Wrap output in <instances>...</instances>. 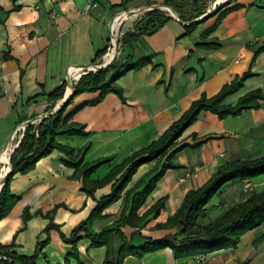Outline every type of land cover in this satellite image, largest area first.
I'll return each instance as SVG.
<instances>
[{
  "label": "crops",
  "instance_id": "crops-1",
  "mask_svg": "<svg viewBox=\"0 0 264 264\" xmlns=\"http://www.w3.org/2000/svg\"><path fill=\"white\" fill-rule=\"evenodd\" d=\"M166 1L0 0V162L8 159L11 146L5 148L22 124L35 120L33 126L60 108L75 82L71 74L93 72L95 66L110 62L108 53L96 61L95 54L106 46L117 14H131L119 30L125 21L141 20L145 10ZM184 1L178 0L177 6ZM214 2L198 0L199 5L205 3L200 13L205 12L196 20ZM89 4L96 7L86 10ZM217 8L206 19L194 20L196 25L188 33L192 22L180 20L172 11L175 17L169 13L168 21L156 32L125 45L121 62L130 55L132 63L145 59L147 63L114 83L120 95L109 93L99 100L100 92H95L73 98L63 116L83 106L67 121L83 133L56 138L70 155L53 151L27 174L13 176L9 193L16 203L0 220V246L18 257L36 253L34 264H105V247H92L85 234L113 230L125 206L124 193L142 192L162 165L169 167L136 212L141 220L120 229L134 247L176 235L177 228L157 226L172 217L185 196L202 187L219 168L264 158V100L257 101L256 109L222 120L201 112L177 139V148L184 147L169 160L139 167L120 198L101 213L102 218L77 234L74 249L61 239L71 236L122 175L100 188L87 185L85 191L79 170L97 165L88 174V182L102 181L156 141L192 102L201 96L211 98L244 76L240 88L223 105L234 107L252 92L264 94V0H230ZM62 84L63 98L48 101L47 95ZM263 191L264 176L227 183L204 207L198 224L213 223L226 210ZM159 201H163L159 212L149 211ZM129 208L128 204L125 215ZM49 225L53 228L46 231ZM117 244L115 238L113 246ZM122 264H264V222L243 234L233 249L183 257L165 248L142 257L129 255Z\"/></svg>",
  "mask_w": 264,
  "mask_h": 264
},
{
  "label": "trees",
  "instance_id": "trees-1",
  "mask_svg": "<svg viewBox=\"0 0 264 264\" xmlns=\"http://www.w3.org/2000/svg\"><path fill=\"white\" fill-rule=\"evenodd\" d=\"M178 0H167L163 6L170 9L178 15L182 21H188L186 32L196 25L194 20L203 15V5L198 4V0H189L188 4ZM200 1V0H199ZM191 7L194 16L185 17V8ZM168 21L165 15L158 9L147 11L141 20H139L131 32H127L123 37V44L136 41L141 36H147L156 32ZM107 46L95 54V61L100 59L106 52ZM130 55L126 56L123 62L111 64L94 73H87L72 87V96L65 106L61 107L54 115L43 119V122L37 126H27L18 147L10 158L11 173L7 176L5 185L0 192V220L4 218L16 203V198L9 193V183L14 175H24L31 171L37 161L48 156L53 151L63 152L70 155L71 151L63 148L56 143V138L61 136H76L83 132L73 124H67L71 116L80 110L83 106H78L66 116H63L65 109L71 104L73 98L83 93L100 92L99 100L106 94L115 93L120 95V91L115 88L114 83L123 75L132 70L140 69L147 63V60H141L132 63ZM246 76L235 80L222 89L213 97L207 98L201 96L198 100L191 103L188 110L153 143L147 148L138 151L130 158L125 160L120 166L113 169L105 179L100 182H88V174L97 166L83 168L77 172L83 176V190L85 186L90 185L93 189L100 188L110 183L119 173L122 172L119 180L113 185L109 196L103 197L96 202L95 207L90 212L85 221L73 229L68 239L61 237L64 243L70 244L73 249L77 241V234L84 231V227L95 219H100L101 213L110 205L115 203L121 193L126 188L132 176L142 165L153 161L160 162L170 157L182 149L177 148V139L182 132L195 122L201 112H208L222 120L228 116H238L243 111L257 108V101L264 100V94L252 92L241 98L234 107L223 105L226 97L234 94L241 86ZM65 84L47 95L48 101H59L63 98ZM169 166L162 165L158 174L153 177L146 185L144 190L137 193L134 190L126 192L125 207L123 208L120 219L111 231H104L97 235L85 237L91 242L92 247H105V264H122L125 257L129 255L142 257L145 254L153 253L165 248L171 249L175 254L183 257H193L196 255H206L222 249H233L238 243L240 237L246 232L256 228L264 222V191L260 194L250 196L246 201L237 206L226 210L216 221L206 226L198 224V220L203 214L204 207L218 193V191L227 183L239 180H250L259 176H264V158L253 161H236L225 167L219 168L210 179L199 189L188 193L178 211L170 217L160 228H177L178 233L174 236L165 237L159 241H145L140 247H134L132 242L126 241L120 232V229L126 225H135L141 218H137L136 212L143 204L146 196L152 191L156 181ZM86 191V190H85ZM91 196V193L88 194ZM130 197V198H129ZM130 205L127 215L126 207ZM163 206V201H159L149 211L157 214ZM26 219V218H25ZM53 228L49 225L46 231ZM117 239L118 244L113 246V240ZM44 243L37 244L38 248ZM37 254L25 258L18 257L7 251V248L0 246L1 264H34Z\"/></svg>",
  "mask_w": 264,
  "mask_h": 264
},
{
  "label": "rangeland",
  "instance_id": "rangeland-1",
  "mask_svg": "<svg viewBox=\"0 0 264 264\" xmlns=\"http://www.w3.org/2000/svg\"><path fill=\"white\" fill-rule=\"evenodd\" d=\"M189 0H187L186 1V3L188 4L189 2H188ZM202 0H200V2H201ZM216 1V0H215ZM201 5H203V6H205V3H202ZM200 5V6H201ZM221 6V5H220ZM91 7H96V5L95 4H89V5H87L86 6V10H88L89 8H91ZM120 8H124V7H120ZM125 8H128L127 6L125 7ZM124 8V9H125ZM203 8V7H202ZM192 9H191V7H187V8H185V12H186V14H185V17L186 18H191V17H193L194 16V13H193V11H191ZM161 11V14L162 15H165V16H169V12L168 11H165V10H160ZM143 17V16H142ZM142 17H141V19H142ZM139 21V19L137 18L136 20H135V22H130V20H127V21H125L124 22V24L121 26V28L118 30V32H117V34H116V40H115V45H116V51H117V55H116V57H115V59H114V61L111 63V64H115V63H120L121 62V60H122V55H120V54H123V52H124V46H125V44H123V37H124V34L127 32V30H133L134 29V26L136 25V23ZM128 23H129V25L131 26L130 28H128L127 26H128ZM106 41H107V43H106V46H107V49H106V53H108L109 54V56L110 55H112V52H113V50H114V48H113V44L111 43V40H110V34L108 35H106ZM98 63V62H97ZM97 63H95V65H97ZM89 73H94V72H89ZM86 75V74H85ZM82 77V76H81ZM80 79V78H79ZM79 79H77V81L79 80ZM77 81H75L74 82V84L77 82ZM57 112V111H56ZM56 112H51V113H56ZM53 114V115H54ZM43 122V120H40L38 123H35L34 125H33V127L34 126H37L38 124H40V123H42ZM25 129H26V127L24 128V130L22 131V132H19V133H17L16 134V138L14 139V141L13 142H11V146L12 147H14L13 149H12V151L10 152V154H9V157H8V160H9V162H8V166H10V158H11V156H12V152H14L15 150H16V148L18 147V145H19V142L21 141V139H22V137H23V134H24V132H25ZM21 137V138H20ZM8 166L6 167L7 168V170H8ZM4 167H5V165L3 164V162H0V179H1V177H3V170H4ZM11 169V168H10ZM134 190H128V191H126V192H131V194H132V192H133ZM125 192V193H126ZM124 193V198H123V201L125 202V200H126V194ZM120 198V197H119ZM130 198V197H129ZM125 207V206H124ZM2 259L0 258V261H1ZM1 264V263H0Z\"/></svg>",
  "mask_w": 264,
  "mask_h": 264
},
{
  "label": "built area",
  "instance_id": "built-area-1",
  "mask_svg": "<svg viewBox=\"0 0 264 264\" xmlns=\"http://www.w3.org/2000/svg\"><path fill=\"white\" fill-rule=\"evenodd\" d=\"M224 2V0H216L213 5L211 6L210 10H209V14L212 13L213 11H215L217 9V7H219L222 3ZM162 10H165L167 11V9H162ZM149 11V10H147ZM151 11V10H150ZM207 13V14H208ZM129 12H122V13H119L117 14L113 20H112V23H111V26H110V40H111V43L113 44V48L115 50V40H116V34L118 32V28L120 27L121 23L126 20L128 17H129ZM206 14V15H207ZM114 50L112 52V55L108 56V59L111 61L114 57ZM103 64H106L105 62ZM102 65V64H100ZM98 69L96 68V66L94 68H92V71L93 72H96ZM87 74V71L86 72H83L81 74H71L72 76V81H76L77 79H79L81 77V75H85ZM24 130V127L23 126H20L13 134V137L11 139V142L14 141V139L16 138V134L19 133V132H22ZM21 138V137H20ZM11 145H8L6 146L5 149H7L8 147H10ZM14 147L11 146V151Z\"/></svg>",
  "mask_w": 264,
  "mask_h": 264
},
{
  "label": "water",
  "instance_id": "water-1",
  "mask_svg": "<svg viewBox=\"0 0 264 264\" xmlns=\"http://www.w3.org/2000/svg\"><path fill=\"white\" fill-rule=\"evenodd\" d=\"M229 1H230V0H224V2L221 4V6L226 5ZM212 5H213V4H212ZM155 9H158V10L167 9V11L171 14V16L175 17V14H174L170 9L164 7L163 5H161V6H152V7L148 8L149 11H150V10H155ZM217 10H218V8H217L215 11H213L212 13H215ZM145 11H147V10H145ZM141 12H143V11H141ZM210 14H211V13H210ZM210 14H207V15L203 16L202 18H200L199 20H196V21L204 20V19H206L207 17H209ZM130 15H131V14H129V16H130ZM116 55H117V51H116V46H115L114 57H113V59H112L109 63H106V64H102V65H98V66H96V68H97L98 70H100V69H102V68H106V67H108V66L111 65V63L114 61ZM78 67H80V66H78ZM98 70H97V71H98ZM69 87H70V86H69ZM71 96H72V91H71L70 94H68L65 98H63V100H62V104H61L60 108L66 105V103L69 101V99L71 98ZM60 108H58V110H59ZM58 110H57V111H58ZM53 114H54V113L47 114V115L41 117L38 121L43 120L44 118L50 117V116H52ZM34 122H35V120H34V121H33V120H30V121H27V122H25L24 124H22V126L25 128V127L31 125V124L34 123ZM10 173H11V169H10V166H8V170H7V172H6V173L3 175V177L0 179V192H1L2 188H3V186L5 185V182H6V180H7V176H8Z\"/></svg>",
  "mask_w": 264,
  "mask_h": 264
},
{
  "label": "bare ground",
  "instance_id": "bare-ground-1",
  "mask_svg": "<svg viewBox=\"0 0 264 264\" xmlns=\"http://www.w3.org/2000/svg\"><path fill=\"white\" fill-rule=\"evenodd\" d=\"M110 61V60H109ZM70 91V90H69ZM68 94H70V92L68 93ZM13 153V152H12ZM8 162H9V160L8 159H6L5 161H4V165H5V167H4V170H3V175L7 172V166H8ZM2 178V177H1Z\"/></svg>",
  "mask_w": 264,
  "mask_h": 264
}]
</instances>
